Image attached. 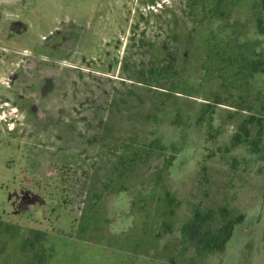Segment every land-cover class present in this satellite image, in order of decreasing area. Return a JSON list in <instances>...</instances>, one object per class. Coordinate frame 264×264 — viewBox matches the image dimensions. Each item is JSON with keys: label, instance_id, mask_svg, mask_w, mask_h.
Here are the masks:
<instances>
[{"label": "rangeland", "instance_id": "374dc122", "mask_svg": "<svg viewBox=\"0 0 264 264\" xmlns=\"http://www.w3.org/2000/svg\"><path fill=\"white\" fill-rule=\"evenodd\" d=\"M1 222L0 264H264L262 0H0Z\"/></svg>", "mask_w": 264, "mask_h": 264}, {"label": "trees", "instance_id": "16d2710c", "mask_svg": "<svg viewBox=\"0 0 264 264\" xmlns=\"http://www.w3.org/2000/svg\"><path fill=\"white\" fill-rule=\"evenodd\" d=\"M262 6L264 9V0H262ZM244 221V217L241 216L235 221H231L228 225L224 226L219 233L216 235H209L204 233L202 228V220L196 216V218L190 224L184 227V235L188 241L198 243V246L201 248L202 254H213L214 252L220 253L225 250V247L228 241L232 238L234 234L235 225L240 224ZM4 224V223H0ZM3 225L0 226L2 229ZM12 229V228H11ZM44 234L37 232L34 235H30L24 239V248L28 251L35 250L41 246ZM2 237L0 236V242ZM211 252V253H210Z\"/></svg>", "mask_w": 264, "mask_h": 264}, {"label": "flooded vegetation", "instance_id": "af4514ba", "mask_svg": "<svg viewBox=\"0 0 264 264\" xmlns=\"http://www.w3.org/2000/svg\"><path fill=\"white\" fill-rule=\"evenodd\" d=\"M20 26V25H19ZM82 30V29H81ZM78 33L77 34H79L81 31H79V29H78V31H77ZM51 37V36H50ZM65 37V36H64ZM80 37V36H79ZM79 37H77L78 38V41L80 40V38ZM66 38V37H65ZM70 38H74V36H70ZM51 44V43H50ZM54 63H55V60H54V58H52L51 59V64H53L54 65ZM53 69H54V66H53ZM51 77L49 78V82H52L50 85L48 84V85H44L45 87H43L42 86V89L41 90H39L38 91V94L40 93L41 95H46V94H50L51 93V95H53L59 88H57V89H55L53 86H52V84H54V82H53V80H56V78H55V74H53V80H51ZM243 223V222H242Z\"/></svg>", "mask_w": 264, "mask_h": 264}]
</instances>
